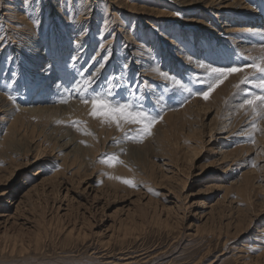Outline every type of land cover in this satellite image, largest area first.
Here are the masks:
<instances>
[{
  "label": "rangeland",
  "instance_id": "374dc122",
  "mask_svg": "<svg viewBox=\"0 0 264 264\" xmlns=\"http://www.w3.org/2000/svg\"><path fill=\"white\" fill-rule=\"evenodd\" d=\"M127 1L129 3L134 2V0ZM5 3L6 0H0V14L4 10L3 6H5ZM33 3H36L35 0H32L31 5ZM39 4L41 7L43 5L44 8L50 6L47 0H40ZM166 4L169 6L173 5L171 2H166ZM174 14L179 17L184 16L177 13V10ZM49 16H53L52 11H49ZM139 16H142L140 20L143 28L157 21V18H153L149 13ZM191 17H193L197 28H193L192 24L189 27L197 30L200 27L197 22L198 17L194 14ZM161 20V18L158 19V21ZM4 21V18H0V27H4ZM51 21L53 33L49 28V31L44 33L47 41H52L51 36L59 31L53 19ZM177 23L175 21L174 24L184 25L183 23ZM42 24L44 25L43 21ZM136 27L139 28L137 25ZM186 31L188 34L191 32V30L188 32V29ZM8 32L11 31L8 30ZM208 36L210 37V34ZM24 37L29 38L30 36L22 35V38L26 39ZM21 42L22 44L16 43V41L11 39L0 41V62L5 61L10 55L13 59H16L15 67H20L17 47L23 45V47L30 49L29 52L33 53L31 48L32 40L30 42L29 40L28 42ZM7 49H9V52L11 50L9 54H7ZM157 54L156 56L159 57ZM163 56L165 57L166 55H162V59ZM172 63L171 61V65ZM11 65L13 66V64L9 63V66ZM54 67L52 69L53 72L50 75L48 74L49 76L41 77L40 74L37 76L33 71V74L29 73L30 78L23 82V93H18L15 96L17 103L23 99L24 96L22 95L24 94L25 98L22 105L26 107L27 105L28 107L31 105L33 107L37 105L54 106L57 104L56 98H63L64 102H69L70 98L73 97L70 94L73 92L74 96L80 100L93 95L87 90L81 92L83 89L78 85H82L83 81L81 80L83 77L76 73L74 66L70 67L69 62L60 61ZM21 70H23L22 67ZM168 72L172 77L171 69ZM235 74L238 75L235 76ZM51 75L55 78L53 76V79L49 78ZM232 75L235 80L232 82L233 85H229L230 93L223 109H227L228 105H232L239 100L241 102L242 97H244V88L252 87L253 92L259 93L253 89L255 86L252 84L240 85L239 87H234V89L233 86L238 85L239 80L249 75L241 73ZM187 78L190 79L188 80L189 82L185 81L183 84L191 90L190 92L181 90L176 97L171 95L172 91H167L166 88L163 89V101L165 102H163V105H169V111L172 106H174L175 110L172 109L176 111L178 107L181 109L180 107L192 102L194 98L200 99L201 95L196 96L197 94L195 93L207 90H205V82L197 84L196 79L188 74ZM249 79L255 81V76L251 75ZM28 80L36 84H32V87L29 88L30 82ZM78 80L81 82L79 83ZM201 80L204 81L205 78ZM170 85L167 87L169 88L168 90H171L175 83ZM220 85L222 84L217 87H220ZM129 88L131 86L128 87V91ZM117 89L120 88L117 87ZM117 89L115 88L114 90V102L129 101L134 107L142 105L146 111L152 112L151 115L156 117L158 121L156 120L155 122L157 124L163 120L164 116L162 114L167 108L160 110L155 101L154 103L156 104H151L148 100L150 93L146 82H136V86H134L135 97L130 94V91H127L126 94V92H122L124 90L119 91ZM231 89L234 90L232 91ZM120 92H122L121 96H123L124 100L120 96ZM131 92H133L132 88ZM180 94L185 102H182V99L177 101V99H180ZM184 94L185 96H183ZM259 95H262V93H259ZM190 97L192 100L187 101ZM41 98L43 100H40ZM46 98H49V101ZM51 100L52 102H50ZM213 114V110L209 109L208 113H203L198 118L195 125L190 128L184 127L185 129L183 128L179 132V139L176 142L179 147L177 146L176 156L174 155L176 159L169 160V157L166 154H161L160 151V153H153L154 158L145 157L143 170L135 168L134 173L142 177L141 182L135 186H129L123 183L121 179L115 178L130 179L123 172H115L114 176L109 177L106 182V175L101 174L97 166L94 165L96 170L93 169V165V167L87 165L86 175L60 174L56 181L54 180L55 183L57 182V187H53L52 184L54 182L49 178V175L53 173V169L52 167H47L44 170L42 165L47 157L58 152L56 150L50 152L48 147L40 144L39 149L42 151L43 157L33 160L29 149L33 150V145H36L38 141L28 140L27 147L25 146L26 151H24L30 154L27 162L20 155H16L17 160L8 161L10 163L6 160L5 162H0V264H264L263 245L255 247L260 243L253 239L259 228L264 226V142L262 143L263 146L260 143L254 144L253 142V135L259 132L257 131L259 130L257 126L259 123L256 117L260 118V116L253 115L251 119L245 120L243 123L249 124L246 129L244 128L246 134L242 133L239 136L235 135L238 133L237 128L232 131H228V128L219 129L218 131L213 129L211 133L209 124L211 117L214 116ZM157 124L154 123L150 131ZM252 124L257 127L256 132L250 131ZM139 127L141 126H132V124L127 123L125 133H128V136H125V139L127 138L126 140L133 142L132 139L134 138L133 140L136 144L144 142L147 136L143 134L142 138L145 137L144 139L139 138L141 137L140 135L137 136ZM151 134L148 136H151ZM237 136L239 138L234 139ZM31 142L34 144L32 145ZM241 142L246 146L243 149H241ZM259 144L262 148L258 146ZM99 146L101 147L100 144ZM236 147L240 148L236 150ZM245 148L246 150H244ZM182 149L184 150L183 153ZM224 150L227 152L225 151L224 153ZM241 150L244 152H240ZM180 153L184 154L185 157ZM104 154L100 155L104 156ZM108 155L105 157L106 160L114 158L111 154ZM155 156L159 158L156 159ZM193 156L195 157L193 158ZM166 157L167 159H165ZM255 161H257V164L252 166ZM156 163L163 164L157 165ZM120 165L124 166L122 162ZM249 168L255 170L250 172ZM28 172H32L35 176L29 183L30 187L22 189L18 183L20 184ZM245 172L251 173L250 183L253 181L251 183L252 186L249 185V199L241 195L238 196L235 191V186L238 185L237 180H240L246 174ZM112 180L118 185L119 191L114 192L110 184ZM228 186L229 188H227ZM15 200H17L16 203H14ZM148 201L151 202L149 203ZM229 205L231 206L230 208ZM47 231L48 234L46 233ZM17 235H20V237ZM38 235L41 238L36 246L35 242ZM1 237H4V240ZM7 238L10 239L8 240ZM15 238L18 240H15ZM30 240H34V243L32 241V244ZM17 242H19V245L16 244ZM22 242L26 248L23 244L21 245ZM242 243L249 245L245 248ZM261 254L263 255L261 256Z\"/></svg>",
  "mask_w": 264,
  "mask_h": 264
},
{
  "label": "bare ground",
  "instance_id": "6f19581e",
  "mask_svg": "<svg viewBox=\"0 0 264 264\" xmlns=\"http://www.w3.org/2000/svg\"><path fill=\"white\" fill-rule=\"evenodd\" d=\"M47 1L50 3V6L44 8L43 5L41 7V3L39 4L40 0H35L36 3H33V5H31L32 0H6L5 6H3L4 10L1 12L2 14H0V18H4L5 20V23L3 22L4 27H0V35H4L3 37H5V40L11 39L20 44H22L21 41L28 42L29 40L30 42L32 40L31 48L33 50L32 53L29 52L30 49L23 47V45L17 47V50H19L18 59L20 60V67H15L16 59L8 61L6 58L5 61L0 62V162H5V160L7 162H12V159L13 161L14 159L17 160L18 158H16V155H20V157H23L27 162L29 159L28 155L30 154L24 152L26 151L25 146L27 147L28 140H34V142H38L36 145H33L34 143L32 144L31 142L34 147L32 148L33 150L29 149L33 160H38L43 157L42 151L39 149L40 144H44L45 147H48L50 152L54 150L58 152L55 155H47L49 157L46 158V161L42 165V169L44 170L47 167H52L53 173L49 175L52 182H54V180L56 181L60 174L65 175V173H70V175L76 176L86 175L88 169L86 168L87 165L89 167L95 165L99 168L101 174L106 175V182L109 177L114 176L115 172H123L128 175L136 185L141 182L142 177L135 174L134 171L135 168L140 170L144 167V158H148V156L152 158L154 152L160 151L161 154H166L169 160L173 159L178 146L176 142L178 141L177 139H179V132H181L184 127L190 128L192 125H195L198 118H200L203 113H208L209 109H212L214 112V116L210 119V132L213 129L218 131L219 129L228 128V131H232L234 128H237L238 133L235 135L240 136L242 133L244 135L246 134L245 129L249 124L243 122L251 119L254 114L250 106L245 105V107L241 108L240 104L244 99L251 98L249 92L253 95H259V93L264 95V90L253 87V89L259 92L257 93L252 91V87H243L245 92L243 91L244 97H242V101L240 102L239 100L236 103H231L232 105H228L229 107H227V109H223L230 93L229 85L235 80V77L232 75L227 80L223 81L220 87L212 91V94H210L207 99H201L203 96H200V99L194 98V100H192L190 97L191 99L189 98L187 101L192 100V102L184 104L180 107L181 109L178 107V111H174V106H172L169 111V105H163L165 103L163 101V89L166 88L167 91H172L171 95L176 97L178 93L183 90L176 84L171 87V90H168L169 88L167 87L174 83L168 72L169 69H171L174 75H172V77L179 79L182 83L190 80L187 78V74L196 79L195 81L197 84L202 83L201 79L205 78V90L208 88L207 72L211 67L240 66L242 71L238 72L239 74L249 75L252 73L253 70L246 67V65L251 64L254 60L258 62V58L264 56V0H134V2L131 0L132 3H129L127 0ZM166 2H171L173 5L169 6ZM176 10L177 13L184 16H176L174 14ZM49 11H52V17H48ZM148 13L153 18H157V21L159 18L162 20L153 22L150 26L143 28V24L140 20L142 16L139 15ZM192 14L198 17L197 22L200 24V27H198L197 30L192 29V27L194 28L197 26L194 24L193 17H191ZM32 18L40 21L38 26L32 23ZM52 19L53 22L56 23L59 31L51 36L52 41H47L45 39L46 36L44 37V33L49 31L48 28L53 33V30H51ZM105 21H107V24H105ZM175 21L178 22L177 24L183 23L184 25H175ZM191 24L192 27H189ZM136 25L139 26V28L136 27ZM186 29H188V32L191 30L190 34L187 33ZM8 30L11 32H8ZM25 34L26 36H30V39L27 37L23 39L22 35ZM208 34H210V37ZM101 45H103V47H101ZM7 52V54H9L11 50L9 52V49H7ZM156 53H158L157 55H159V57L156 56ZM162 55H166L165 57L163 56L164 61ZM106 56L108 59L105 62L104 57ZM60 61L69 62L70 67L72 68L74 66L76 73L83 77L80 76L82 78V80H80L83 81L82 85H78L83 89L81 92L87 90L90 94H94L106 91V81L109 78H116L114 81L117 85L116 89L119 87L120 89L117 90H124L122 92H126V94L130 86L134 92L136 82H146L150 93L148 100L151 104H156L154 103L155 101L160 110H164L165 108L168 109L163 111V120L161 122L159 121L158 124L155 122L157 125L150 131L152 133L151 136L146 134L147 139L144 142H140L142 144L139 143V145L134 142V138L132 139L133 142H130L131 140H126L127 138L125 139V136H128V133H125L127 123L124 124L122 122L121 128H118L115 123H108L98 116H92L91 103L85 104L82 100L83 98H81V100L79 98L77 99L74 96V92L70 94V96L73 97L70 98L69 102H64L65 100L63 98H56L55 101H57V104L54 106H23L25 94L22 95L24 96L23 99L17 103L15 96L18 93H23V82L30 78L29 73L33 71L37 76L40 74L41 77L47 76L48 74L50 75L53 70L47 72L45 69L48 65H52L53 69ZM171 61L173 62L172 65ZM9 63L13 64V66H9ZM101 63H104L103 68L99 67ZM125 64L128 65L126 70L123 69V65ZM200 64H203L204 67L201 68L199 66ZM21 67L23 70H21ZM97 69L99 70L97 71ZM12 72L16 73L15 77L11 75ZM93 73H96L93 77V83L90 86L84 85V80ZM161 73L169 74L170 78L166 79ZM236 75L238 74H235V76ZM52 76L53 75L49 78L53 79ZM242 76L244 77V75ZM254 76L255 81L262 78L259 73L254 74ZM81 81H79V83ZM32 84L33 82H30L29 88L32 87ZM139 87L141 88V86ZM122 92H120V96ZM9 96L13 97V99H9ZM90 96L92 95H89V97ZM183 96H185V94ZM121 97L123 99V96ZM179 97L180 99H175L181 101V94ZM43 98L40 100H43ZM48 99L49 98H46V100ZM50 102H52V100ZM182 102L185 101L182 99ZM256 118L259 123V125H257L259 130L256 129L257 127H251L252 129H250V131H259L253 135V140L254 144L260 143L262 145L264 142V119L259 117ZM79 119L80 121H78ZM238 138L237 136V138L234 139ZM260 144L258 146H260ZM241 145V149L246 147L243 143ZM191 148L193 147L191 146ZM239 148L240 147H236L235 149L237 150ZM244 150H246V148ZM181 151L183 153L184 150L182 149ZM225 151L226 150H224V153ZM242 151L243 150L240 152ZM240 152L239 154L241 155ZM182 153L180 154L182 155ZM100 154H104V156ZM108 154H111L114 158L110 160L107 159L109 162L104 163L103 161L106 160L105 157L109 156ZM182 156L185 157L184 154ZM190 156L189 158H191ZM194 157L195 156H193V158ZM165 159H167V157ZM121 162L124 166L120 165ZM255 164H257V161H255ZM95 166L93 169H96ZM254 170L250 169V172ZM245 173L246 174L243 175L240 180H237L238 185L235 186V191L238 196L241 195L249 199V185H251L253 181L250 183L251 173ZM33 176L35 175L32 172H28L20 184L18 183L20 188L30 187L29 183L32 181ZM56 183L54 182L52 186L57 187ZM110 184L114 192L119 191V187L114 180H112ZM227 188H229V186ZM225 190L227 189L225 188ZM28 199L26 200L28 201ZM16 201L17 200H15L14 203H16ZM230 207L229 205V208ZM202 232H204V230H202ZM37 233L39 234V232ZM46 233L48 234V231ZM17 236L20 237V235ZM1 238L3 239L4 237ZM40 238L41 236L39 235L36 237V246ZM253 239L260 243L258 246L254 245L255 247H260L262 244L264 248V226L259 228ZM15 240L18 239L15 238ZM32 241L34 243V240ZM18 243L19 242L16 244ZM22 244L23 242L21 245ZM248 245L249 244L242 243V246L245 248L248 247ZM239 250L244 251L242 249ZM262 255L263 254H261V256Z\"/></svg>",
  "mask_w": 264,
  "mask_h": 264
},
{
  "label": "snow or ice",
  "instance_id": "6c2138e0",
  "mask_svg": "<svg viewBox=\"0 0 264 264\" xmlns=\"http://www.w3.org/2000/svg\"><path fill=\"white\" fill-rule=\"evenodd\" d=\"M32 23L34 25H39L40 21L38 19L32 18ZM107 24V21H105ZM5 40V37L0 36V41ZM103 47V45H101ZM75 59V58H74ZM108 57H104V61ZM8 61L13 60V57H7ZM201 68L204 67L203 64L199 65ZM100 68L104 67V63L99 65ZM128 65H123V69H127ZM246 67L251 68L253 71L250 75H254L256 73L261 74L264 77V56L258 58V62L254 60L251 64L246 65ZM52 70V65H48L45 71L50 72ZM99 69H97L98 71ZM242 68L240 66H230V67H211L208 69L207 77H208V88L206 91L198 92L197 95L203 96L205 99L208 98L209 93L214 90L215 87L219 86V84L223 83L228 76L241 72ZM96 73H93L91 76L84 80V85L90 86L93 83V77ZM11 75L13 77L16 76L15 72H12ZM166 79L170 78L169 74L161 73ZM249 76H245L243 79L239 81L238 85H234V87H239L244 84H253L256 88L264 90V78H260L258 81H253L249 79ZM116 78H109L106 81L107 89L106 91H102L101 93H94L91 97H87L83 99L85 104L91 103L92 112L91 115L94 117H100L103 121L108 123H115L118 128H121L122 122L141 126L138 129V135L143 136V134L150 135V129L152 125L155 123L156 117H153L151 113L146 111L143 106L134 107L129 101L124 102H114V89L116 88V83L114 82ZM173 82L180 86L184 91H191L187 88L182 81L176 79L175 77H171ZM206 82V81H201ZM131 95H135L134 92H131V88L129 89ZM251 98H246L240 104V107L243 108L245 105L250 106L253 110L254 115L260 116V118L264 119V95H253L249 92ZM9 99H13V97L9 96ZM259 109V111H257ZM252 128H255V124H252ZM254 142V141H253ZM104 163H108L109 161L105 160ZM252 166H255V162L252 163ZM116 179H121L123 183L128 184L129 186H135L134 182L131 179H124L120 177H115Z\"/></svg>",
  "mask_w": 264,
  "mask_h": 264
}]
</instances>
